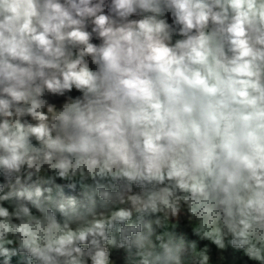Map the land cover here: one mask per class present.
Instances as JSON below:
<instances>
[{"label": "clouds", "instance_id": "obj_1", "mask_svg": "<svg viewBox=\"0 0 264 264\" xmlns=\"http://www.w3.org/2000/svg\"><path fill=\"white\" fill-rule=\"evenodd\" d=\"M205 241L264 264V0H0V264Z\"/></svg>", "mask_w": 264, "mask_h": 264}, {"label": "rangeland", "instance_id": "obj_2", "mask_svg": "<svg viewBox=\"0 0 264 264\" xmlns=\"http://www.w3.org/2000/svg\"><path fill=\"white\" fill-rule=\"evenodd\" d=\"M174 231L188 240L193 239L188 225L183 220L176 222ZM202 243L209 245L211 253L210 260L212 264H255V262L248 260L242 250L232 249L231 246H227L225 249H216L214 245L210 244V242L205 241Z\"/></svg>", "mask_w": 264, "mask_h": 264}]
</instances>
